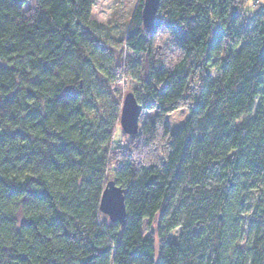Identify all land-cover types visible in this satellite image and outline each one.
<instances>
[{
  "label": "trees",
  "instance_id": "trees-1",
  "mask_svg": "<svg viewBox=\"0 0 264 264\" xmlns=\"http://www.w3.org/2000/svg\"><path fill=\"white\" fill-rule=\"evenodd\" d=\"M29 1L0 0V264H264V3L160 0L146 30L138 0L116 52L93 0ZM125 79L153 116L116 145Z\"/></svg>",
  "mask_w": 264,
  "mask_h": 264
},
{
  "label": "rangeland",
  "instance_id": "rangeland-1",
  "mask_svg": "<svg viewBox=\"0 0 264 264\" xmlns=\"http://www.w3.org/2000/svg\"><path fill=\"white\" fill-rule=\"evenodd\" d=\"M33 1V0H32ZM29 1L28 4L32 6L33 2ZM253 0H250L249 2L251 4ZM138 3V0H93V6L91 9V19L95 20L99 24L102 25V28L99 29V37L106 43V45L112 49L115 48V51L117 52L119 49V42H116L117 39H120L122 33L125 31L131 15ZM255 5L257 3H264V0H254ZM248 4L247 7H250ZM164 35L161 34L158 35V37L155 40V47L162 46V49L166 43V40ZM166 49V48H165ZM168 55V52H165ZM170 55V53H169ZM132 58L131 54H128L126 57V61H130ZM111 90H113L114 95L122 101L125 94L129 92H136L138 91V84L134 80L125 79V81H117L113 83ZM153 116V112H141L138 124L139 129L146 119H151ZM187 117V110L185 108L178 109L176 111L171 112L166 116V121L168 123L169 131L170 133L177 132L180 127L183 125L185 119ZM247 120V118H241L238 120L237 123H240L242 121ZM132 136L124 135L121 132V128L119 125H117L113 141L116 145H121L122 143L128 144L132 141ZM130 146H133L132 144ZM116 154V153H115ZM119 154V153H118ZM110 175L107 176V181H111ZM247 218L251 217L250 214L246 215ZM246 218V219H247ZM106 221L108 219L105 217ZM148 228V229H147ZM149 228H154V224H149L147 222L144 223V236H146L149 233ZM247 230V226L244 227ZM178 234V231H174L170 236L169 240H175L176 236ZM242 245H244V241L241 242Z\"/></svg>",
  "mask_w": 264,
  "mask_h": 264
},
{
  "label": "water",
  "instance_id": "water-1",
  "mask_svg": "<svg viewBox=\"0 0 264 264\" xmlns=\"http://www.w3.org/2000/svg\"><path fill=\"white\" fill-rule=\"evenodd\" d=\"M160 0H143L141 10L142 26L149 30L154 26L155 15ZM142 107L137 103L132 92L125 94L121 101L119 114V127L127 136H135L139 131V118ZM99 212L106 216L111 223L125 224V207L123 190L115 185L114 181H108L101 193Z\"/></svg>",
  "mask_w": 264,
  "mask_h": 264
}]
</instances>
